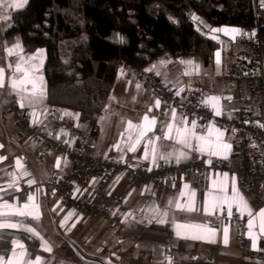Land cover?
I'll return each mask as SVG.
<instances>
[{"label": "crops", "instance_id": "1", "mask_svg": "<svg viewBox=\"0 0 264 264\" xmlns=\"http://www.w3.org/2000/svg\"><path fill=\"white\" fill-rule=\"evenodd\" d=\"M12 3L14 0H0V69L5 74L4 84L0 87V158H3L0 159V204L7 203L17 208L29 204L28 211L38 215L39 219L18 215L0 217V222L20 225L0 229V258L7 261L13 251H24V260L32 264L37 261L39 264H102L109 256L112 264H167L169 247L177 248L183 243L187 250L184 259L187 261L206 258L213 264H264V232H261L259 223V213L264 210V204L251 199L242 188L239 174L241 164L233 134L216 121L207 126L189 121L182 111L155 96L147 81L129 75L130 70L125 64L117 70L105 101L104 115L99 116L95 132L88 123L79 120L76 112L55 108V113L48 117L51 106L47 101L44 73L46 50L39 48L27 53L18 34L5 35L12 25L13 13L18 10L10 6ZM219 28L238 29L239 32L216 33L219 48L209 65L200 56L172 58L164 53L143 70L159 77L166 87L175 89L179 101H184L188 89L199 85L207 103L211 97L218 98L214 103L219 115L208 103L215 116L230 119L234 117L237 106L228 102V95L234 93L236 88L223 77L222 72L235 61L238 47L234 41L238 37H246L249 29L236 26ZM17 44L20 48H16ZM9 50H12L11 55ZM17 64L29 71L30 75L42 77L43 100L35 99L30 103L25 98L21 106L22 97H26L27 93L11 87L13 78L19 80L24 76L23 71L15 70ZM27 87L31 90L30 84ZM157 100L160 101L158 107ZM61 117H64L63 123H59ZM145 117L155 119L156 124L152 131L146 133L136 150L130 151L128 133L131 131L135 140V129L129 130L128 123L143 125ZM21 119H26L31 125L45 126L47 135L60 144H77L82 137L90 134L93 155L118 160L133 168L152 169L194 160L207 164L220 161L223 169L215 177L209 172L202 175L176 173L165 182L163 188L153 182L131 180L129 177L116 178L110 182V193L113 197L121 198L124 205L116 213L118 224L112 228H95L92 223H87L77 231L78 216L68 212L59 196L51 191L43 192L35 188L19 196L25 177L34 181L44 179L50 164L58 169L70 166V163L58 157L53 147L36 146L33 134L22 133L18 124ZM167 125L173 126V136L176 127L191 129L195 125V135L206 138L216 154H210L207 147L201 151V141L195 138L190 141V147L165 139ZM154 137L160 139L156 141L153 163L150 151L153 145L148 140ZM224 144L231 145V148L225 149ZM181 153L184 155L181 156ZM221 186L226 188V193L220 191ZM233 189L243 196L253 216L249 217L247 212L242 215L233 205L231 216L235 217V222L231 224L221 218L224 212L228 213L227 204L214 206V198L225 194L231 197ZM261 191L264 195V188ZM30 196L33 198L31 201ZM31 205H37L38 209H33ZM249 219L254 221L251 230L248 228ZM177 225L203 227L178 229ZM153 226H167L170 236ZM243 226H246V248L242 246L238 234ZM63 243L71 247V255H66ZM19 245H23V249ZM46 248H51V251Z\"/></svg>", "mask_w": 264, "mask_h": 264}, {"label": "trees", "instance_id": "2", "mask_svg": "<svg viewBox=\"0 0 264 264\" xmlns=\"http://www.w3.org/2000/svg\"><path fill=\"white\" fill-rule=\"evenodd\" d=\"M253 19L254 0H29L5 35L18 34L27 53L46 50L48 104L76 112L95 132L121 64L143 69L167 53L200 56L209 65L219 42L207 31L247 30ZM153 228L171 234L167 226ZM62 247L72 254L68 244ZM186 252L183 243L169 247L171 264H213L187 261Z\"/></svg>", "mask_w": 264, "mask_h": 264}, {"label": "built area", "instance_id": "3", "mask_svg": "<svg viewBox=\"0 0 264 264\" xmlns=\"http://www.w3.org/2000/svg\"><path fill=\"white\" fill-rule=\"evenodd\" d=\"M234 63L226 67L222 75L235 86V92L228 95V102L236 104L233 118L216 117L211 111L199 85L188 89L184 101H179L176 90L166 87L161 79L143 69L129 68V75H135L149 83L152 93L176 110L182 111L189 121L203 126L216 121L234 136L238 149L241 170L239 172L243 190L251 199L264 204V0H254L253 25L246 37H238ZM122 65V64H121ZM105 103L99 112L104 115ZM55 113V107L48 109V117ZM64 122L61 117L59 123ZM22 133L33 134L35 145L53 147L67 168L58 169L50 164L44 179L34 181L23 179L22 197L35 188L59 196L72 215L78 216L76 230L80 231L87 223L95 228L118 224L116 213L121 209V198L110 193V182L116 178L129 177L131 180L153 182L163 188L165 182L176 173L193 172L202 175L206 172L215 177L223 169L220 161L207 164L205 161H184L171 163L152 169L133 168L118 160L96 156L91 153L90 134L82 137L77 144H60L46 133L43 125H31L26 119L19 121ZM75 165H77L75 167ZM34 181V183H33ZM221 218L235 222V217L224 212ZM246 226L239 229L241 244L247 247ZM109 256L102 264H112Z\"/></svg>", "mask_w": 264, "mask_h": 264}, {"label": "snow or ice", "instance_id": "4", "mask_svg": "<svg viewBox=\"0 0 264 264\" xmlns=\"http://www.w3.org/2000/svg\"><path fill=\"white\" fill-rule=\"evenodd\" d=\"M28 4V0H14V3H12L10 6L15 8V9H23L26 5ZM211 32H223L225 34H228L229 32L233 33V34H237L239 32L238 29H220V28H216V29H210ZM215 38V37H213ZM234 38V37H233ZM16 48H20V46L17 44ZM12 54V50H9V55ZM217 56H219V53H217ZM29 59H32L31 57ZM15 70L17 72H24V76L22 79H15L13 78L11 81V87L15 90L18 89L20 92L23 93H27L26 97H22V102H21V106H23V99H28L29 102H33V100L35 99H39V100H43L45 97V92H44V88H43V80L42 77L36 76V75H30L29 71L22 69L20 64L16 65ZM33 71H35V69H33ZM4 70L0 69V87L3 86L4 84ZM31 85V90L28 89L27 85ZM218 100L217 97H211L209 98L208 103L212 104L213 108L216 110V114L219 115V109L216 108V104L214 102H216ZM160 101L157 100L156 101V106H159ZM173 119H175V117L173 116ZM145 123L143 125H133L131 122L128 123V129L132 130L135 129V140H133V133L131 131H129L128 133V140H129V150L130 151H135L136 150V146L140 144L141 140L144 138V136L146 135L147 132L152 131L154 125L156 124L155 119L149 120L148 117L144 118ZM183 123V122H182ZM194 128L195 125L192 126L191 129L187 128V127H176L175 128V136L172 135L173 133V126L172 125H167L166 126V132H165V139H170V140H174L176 143H180L183 144L185 147H190V141L195 138L201 141V151H204L205 148L207 147L210 151V154H216L215 152H213L211 150L212 146L211 144L206 140V138L204 137H197L195 135L194 132ZM220 135L222 136L223 133H220ZM160 139V137H154V138H150L148 140V143L150 145H153V147L151 148V154L153 157V163L155 162V158H156V141H158ZM2 147V146H0ZM223 147L225 149H230L231 145L229 144H224ZM181 156L184 155L183 153L180 154ZM147 158V154L146 157ZM225 158H227L225 156ZM3 159V158H0ZM179 159V157H178ZM19 163V161L17 162ZM34 183V181H33ZM187 187V186H186ZM215 187V184H214ZM220 191L222 193H226V188H224L223 186H221ZM33 198L30 196L29 200L31 201ZM224 204H227L228 206V213L229 215H231V209L233 205H236V207L240 210L241 214L243 215L244 212H247L249 217L253 216V213L251 211V209L249 208V206L247 205V202L244 200L243 196L236 190L233 189V195L231 197L225 195L219 196V197H215L214 198V206H223ZM31 207L33 209H38L37 205H31ZM30 208L29 204H25L23 205L22 208H17L15 205H11V204H0V217H3L5 215H18V216H33L34 219H39L38 215H34V213L32 211H28V209ZM8 210V211H5ZM191 210V209H189ZM259 223H260V230L261 232H264V210H262L259 213ZM20 225L15 224V223H6V222H0V229L3 228H17ZM254 226V221L252 219H249L248 221V228L249 230H251ZM178 229L179 228H192V229H200L203 226L200 225H177L176 226ZM29 231H32V229H28ZM249 235H251V231L249 232ZM193 238H200L197 236H194ZM225 243H227V230H225ZM21 247V249H23V245H19ZM255 247V245H254ZM45 250L47 251H51V248H46ZM25 252L21 251L20 253H16L15 251H13L12 253V257L10 259H8L7 261H5L3 258H0V264H32L31 261H26L24 260V256H25ZM36 264H39V261L36 262ZM169 264H171V261L169 260Z\"/></svg>", "mask_w": 264, "mask_h": 264}, {"label": "rangeland", "instance_id": "5", "mask_svg": "<svg viewBox=\"0 0 264 264\" xmlns=\"http://www.w3.org/2000/svg\"><path fill=\"white\" fill-rule=\"evenodd\" d=\"M258 2H261V0H258ZM202 22H203V21H202ZM202 26H203V28H205V29L208 28V26H207L204 22H203ZM204 26H206L207 28L204 27ZM214 29H216V28H214ZM207 33H208L210 36H212V37H215V38L217 37V34H216L217 32H211L210 30H208ZM217 38H218V37H217Z\"/></svg>", "mask_w": 264, "mask_h": 264}, {"label": "water", "instance_id": "6", "mask_svg": "<svg viewBox=\"0 0 264 264\" xmlns=\"http://www.w3.org/2000/svg\"><path fill=\"white\" fill-rule=\"evenodd\" d=\"M169 260L171 261V259L168 257V259H167V264H169Z\"/></svg>", "mask_w": 264, "mask_h": 264}]
</instances>
